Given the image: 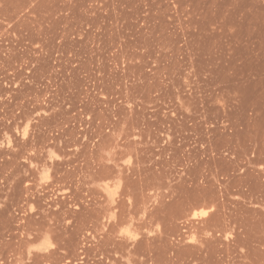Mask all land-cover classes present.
<instances>
[{"label": "rangeland", "instance_id": "374dc122", "mask_svg": "<svg viewBox=\"0 0 264 264\" xmlns=\"http://www.w3.org/2000/svg\"><path fill=\"white\" fill-rule=\"evenodd\" d=\"M0 264H264V0H0Z\"/></svg>", "mask_w": 264, "mask_h": 264}, {"label": "bare ground", "instance_id": "6f19581e", "mask_svg": "<svg viewBox=\"0 0 264 264\" xmlns=\"http://www.w3.org/2000/svg\"><path fill=\"white\" fill-rule=\"evenodd\" d=\"M233 78V77H232ZM235 79V78H234ZM210 101V100H209Z\"/></svg>", "mask_w": 264, "mask_h": 264}]
</instances>
